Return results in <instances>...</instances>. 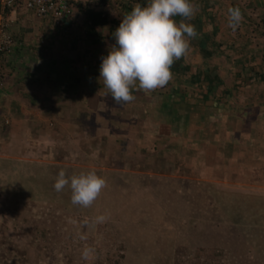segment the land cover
Wrapping results in <instances>:
<instances>
[{"label":"crops","instance_id":"1","mask_svg":"<svg viewBox=\"0 0 264 264\" xmlns=\"http://www.w3.org/2000/svg\"><path fill=\"white\" fill-rule=\"evenodd\" d=\"M105 1L111 19L122 22L130 13L119 9L130 0ZM206 1H211L206 8L216 5L215 13L206 11ZM190 3L197 9L191 19L197 21L185 22L198 35L189 40L180 67L199 66L200 76L171 80L150 94L133 90L135 100L124 105H116L99 80L102 57L116 43L115 31L89 32L79 10L101 8L97 0L76 5L67 35L18 8L10 30L16 46L4 59L0 88V159L58 164L68 145L99 142L103 152L127 153L123 170H118L126 178L129 172L131 177L162 176L167 182L181 176L189 184L214 182L264 197V0ZM236 8L242 19L233 27L229 9ZM209 21L218 28V49ZM196 48L209 50L205 61ZM210 70L215 79L204 77ZM62 104L70 107L60 108ZM63 116L75 119V127L66 128Z\"/></svg>","mask_w":264,"mask_h":264},{"label":"rangeland","instance_id":"2","mask_svg":"<svg viewBox=\"0 0 264 264\" xmlns=\"http://www.w3.org/2000/svg\"><path fill=\"white\" fill-rule=\"evenodd\" d=\"M81 106L79 104L77 108ZM69 107L62 104L60 108ZM67 110L61 114L66 115ZM69 118L64 120L63 116L61 122L66 128L69 125L75 127V119ZM94 133L90 131L89 135ZM98 143L85 142L82 147L76 143V146L68 145L67 150L65 146L55 170L66 168L73 171L72 175L95 171L106 182L121 175L118 170H123L127 153L103 152ZM103 156L107 157L106 161ZM53 164L43 162L42 167L50 168ZM54 171L49 169L46 178V181L50 180L49 184L53 182L52 185L46 181L38 184L40 190L43 186L51 189L47 187L49 191L46 190L45 197L42 191L36 190L35 201L42 209L62 215L66 227L49 223L39 227V232L31 224L22 227L27 219L25 214L22 216L14 209L5 212L3 205L10 202L4 196L6 192L2 191L5 179L0 177V264H116L121 261V246L125 249L121 264H194L197 256L202 263L209 256L207 251L213 250L222 251L223 264H264V197L261 193L234 190L214 182L197 186L183 181L181 176L174 182L164 181L162 176L138 174L131 177L129 172L124 181L128 190L124 193H129L127 200L114 204L108 200L107 205L103 201L97 202L108 211L116 206L120 218L129 217L128 221L116 217L103 223L113 228L109 241V232L102 231V227L97 229L98 224L79 211L89 213L94 206L73 205L68 187L62 192L55 190L58 174ZM138 176L142 179L136 181L134 178ZM99 209L100 206L98 212ZM77 219L81 220L83 230ZM41 233L46 238L40 239ZM105 245L110 250L107 256L104 255ZM85 247L95 250L92 258H83ZM201 250L205 252L200 253ZM107 257L108 263L104 261Z\"/></svg>","mask_w":264,"mask_h":264},{"label":"clouds","instance_id":"3","mask_svg":"<svg viewBox=\"0 0 264 264\" xmlns=\"http://www.w3.org/2000/svg\"><path fill=\"white\" fill-rule=\"evenodd\" d=\"M196 11L190 0H150L145 7L137 4L123 17L113 33L115 45L102 57L99 77L116 105L133 102V90L150 94L168 85L173 78L171 67L188 54L189 40L198 35L195 26L185 22ZM176 16L183 19L177 23L173 19ZM241 19L238 8L229 9L230 26L235 27ZM66 187L70 188L73 205L89 208L106 187V180L95 171L68 177L61 170L54 188L62 192ZM108 219L100 215L93 222L103 224ZM94 251L85 247L83 258H92Z\"/></svg>","mask_w":264,"mask_h":264},{"label":"trees","instance_id":"4","mask_svg":"<svg viewBox=\"0 0 264 264\" xmlns=\"http://www.w3.org/2000/svg\"><path fill=\"white\" fill-rule=\"evenodd\" d=\"M97 1H98V5L102 6L101 8L100 7H90V6H87L86 8L80 7L81 9L79 8L80 12L82 13V15L85 18V26L88 27L89 32H94L97 28H106V27L109 28V31H115L119 27L121 22L110 18V15H109L110 10L109 9L107 10L104 8L105 5L107 4V2L105 0H97ZM149 2H150V0H130L126 5L119 7V9H120V11L122 9H127L128 11L131 12L132 9L137 4L141 5V7H145L149 4ZM208 3H211V1H206L204 3L205 8H206V5H208ZM206 9H207L206 11H211L212 13H215L218 8H216V5L212 4L211 8L207 7ZM212 13L209 12L207 14L208 17L211 16ZM182 19L183 18L179 16L177 22H180ZM192 21L196 22L197 20L191 19V22ZM70 24L72 25L73 23L71 22ZM209 24L212 26V28H211L212 42L214 45H216L215 47L218 49V39H215V37H216L215 33H217L216 30H218V28L215 27L216 25L214 26L213 21H211V22L209 21ZM11 28L8 29L7 31L12 36V39L15 42L13 35L10 33ZM214 39H215V42L213 41ZM233 42L229 41L228 43H233ZM15 46H16V42H15V45H14L12 51H14ZM196 49L198 50L202 59L205 61L208 57L207 53L209 52V50L206 48L205 49L204 48H200V49L196 48ZM180 63H181V60L179 59V60L175 61L173 66L171 67V72L173 74L172 80L176 79V80L182 82L188 76L189 77L191 76L192 79L193 78L197 79V77L200 76V74L198 73V71L200 70L199 66H197V67L193 66V69H194L193 70V69H189V67H185V66L180 67ZM189 73L191 75H189ZM2 74H3V78H4V68H3ZM246 74L247 73H245V72L242 74L240 73V75H242L241 80L246 79ZM211 76H212L211 70L208 71L207 75H204V77L207 79H215L217 77V76H213V77H211ZM263 78L264 77L262 75L261 79H263ZM238 80H240V79H238ZM48 83L49 82H47V84ZM70 83L72 84V82H70V80H68L69 86H70ZM68 84L65 83L64 87H67ZM49 166H51V167L50 168H48V167L44 168V166L42 167V165L28 164L25 162H18V161H14V160H10V159H0V177L5 179L4 187L2 188V191L6 192L4 196H6L8 198V201L10 202L9 205H3L5 207L4 208L5 212L9 213V211H11V209H14L15 211H18L19 214L22 216H24V214H25L24 217L27 216V219L24 220V222H23L24 224L22 223V227H25L26 225L31 224L33 227L37 228L38 232H39V227H46V225H49V223L50 224L51 223L52 224L53 223L62 224V225H64V227H66L65 222H64V218L62 215L61 216H60V214L57 215L52 210L47 211V210L42 209L41 205H38L37 201H35V198L37 197L36 190H40V186L38 184H41V183L44 184V181H46V178H47L48 170L51 169L52 171H54L56 168V164L49 165ZM61 170H64L68 177L72 176V173H73L72 170L62 168V167H61ZM61 170L59 168V169H56L54 172H56V175H57ZM124 177H125V174L121 173V175H117L113 179L107 180L106 187L103 189L99 198L92 205V206H94V210L89 212V213H86V212H83L82 210H79V211H81L82 215L87 214V216H88V218H90V220H93V218L96 216L107 215L109 217V219L107 221H109V222L111 221V219H114L116 217L120 218L119 212L117 210H115L116 206L111 207L108 211V209L103 207L102 204H98V203L103 201V204L107 205L108 200H111V203H113V204L118 203V201H121V200H127L129 193L128 194L124 193V192L128 191L125 189L126 186L124 184V181H125L126 177L125 178ZM49 181L50 180H47L46 183L48 185H52L53 182H51L49 184ZM47 187H49V189H51L50 186H47ZM47 187H44V186L41 187L42 190H40V191L43 192V194H42L43 197H45L47 194L46 193V190H48ZM114 190H116V192H115L116 194L113 196V198H114L113 199L111 197V195L114 193ZM119 190H120V192H118ZM68 192H69V190H68ZM99 206L101 207V209H99L101 213L98 212V210H97ZM95 213H98L99 215H95ZM109 213H111V214H109ZM120 219H121L120 221H128L129 217L126 216L125 218L123 217ZM77 220H78V222L81 223V220H79V219H77ZM107 224L106 225L105 224H103V225L98 224L97 229L98 228L100 229V227H102L101 228L102 231L104 230L106 232H109V234H107V238L110 241L112 239L111 233H113V228H112V226L108 227ZM52 226H54V224ZM91 226L96 227L94 223H91ZM80 227H82V230H83L82 223H81ZM113 227H116V226H113ZM43 238H46V236L43 233H41L40 239H43ZM121 247L122 248L119 247L120 248L119 251H121V254H119L121 261H117L116 264H121L123 259H124L125 249L123 246H121ZM104 248H106L104 255L107 256L109 254L110 250H107V245H105ZM199 252L203 253L205 251L201 250ZM207 253L209 254V256L207 257V260H205L201 263L199 260V257L197 256L194 260V264H223V262H222L223 254H222L221 250L207 251ZM104 261L108 263L110 260L107 257Z\"/></svg>","mask_w":264,"mask_h":264},{"label":"built area","instance_id":"5","mask_svg":"<svg viewBox=\"0 0 264 264\" xmlns=\"http://www.w3.org/2000/svg\"><path fill=\"white\" fill-rule=\"evenodd\" d=\"M80 2L81 0H0V88L4 82V59L11 55L15 45L7 31L14 23V12L23 8L41 20H48L56 33L67 35L73 9Z\"/></svg>","mask_w":264,"mask_h":264}]
</instances>
